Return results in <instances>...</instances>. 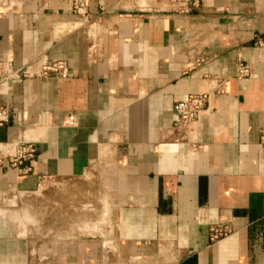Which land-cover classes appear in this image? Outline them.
I'll return each mask as SVG.
<instances>
[{
	"label": "crops",
	"instance_id": "0c3cea01",
	"mask_svg": "<svg viewBox=\"0 0 264 264\" xmlns=\"http://www.w3.org/2000/svg\"><path fill=\"white\" fill-rule=\"evenodd\" d=\"M55 58L65 77L19 71ZM194 92L204 106L175 124L173 103ZM0 103L1 207L93 179L118 255L264 264V0H0ZM19 143L34 151L12 165ZM13 222L0 218V255L18 261ZM212 226L228 232L210 239ZM100 240L55 235L47 264H102Z\"/></svg>",
	"mask_w": 264,
	"mask_h": 264
},
{
	"label": "rangeland",
	"instance_id": "374dc122",
	"mask_svg": "<svg viewBox=\"0 0 264 264\" xmlns=\"http://www.w3.org/2000/svg\"><path fill=\"white\" fill-rule=\"evenodd\" d=\"M54 180L46 181L34 192H11L4 206H0V218L14 219L16 222L12 224L18 226L20 238L7 242L9 251L20 252L19 260L4 254L0 255L2 264L6 260L17 264H47L51 258L48 241L55 235L66 234L99 237L102 264L149 263L146 258L118 255L114 250L115 244L106 234L111 229L107 225L110 221L103 218L108 207L95 180L88 179V184L80 179L57 183Z\"/></svg>",
	"mask_w": 264,
	"mask_h": 264
},
{
	"label": "built area",
	"instance_id": "2783aa9c",
	"mask_svg": "<svg viewBox=\"0 0 264 264\" xmlns=\"http://www.w3.org/2000/svg\"><path fill=\"white\" fill-rule=\"evenodd\" d=\"M174 5V8L178 11L186 10L190 5L197 4L198 0H171ZM20 73L22 75L31 76H60L65 77L68 73L66 63L63 59L55 58L53 60L42 63L37 66V68L32 69L31 63L20 68ZM238 75L247 74V66L244 63L238 64L237 69ZM208 94L205 92H194L187 94L184 98L176 100L172 105V111L175 115L174 123L175 124H185L189 120L193 119L197 113L204 106ZM8 107L0 103V124L5 122L8 118ZM258 144L261 150V153L264 157V130H261L258 133ZM34 147L31 144L19 143L16 146L15 152L9 157V161L12 165L18 164L22 158L32 156ZM228 232L226 227H217L212 226L209 230V238L215 239L221 235H224Z\"/></svg>",
	"mask_w": 264,
	"mask_h": 264
}]
</instances>
